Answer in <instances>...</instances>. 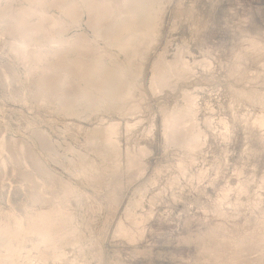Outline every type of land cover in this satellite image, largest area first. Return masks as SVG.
I'll list each match as a JSON object with an SVG mask.
<instances>
[{
  "label": "bare ground",
  "instance_id": "bare-ground-1",
  "mask_svg": "<svg viewBox=\"0 0 264 264\" xmlns=\"http://www.w3.org/2000/svg\"><path fill=\"white\" fill-rule=\"evenodd\" d=\"M163 8V0H0V34L15 39L8 45L13 61L4 62L0 68L1 91L26 104L35 98L51 106L55 102L57 110L61 108L66 116L88 118L99 112L138 115L149 90L154 94L174 90L179 82L191 77L197 66L211 70L208 58L192 61L179 51L168 59L162 52L153 62L149 87H143L144 64L148 49L158 40ZM83 20L92 32L90 36L78 30ZM73 32L79 35L73 34L72 38ZM246 43L245 50L236 49L234 58L241 59L242 52L254 53L257 58L264 57V37L260 33L257 32ZM16 62L23 64V76L18 71L20 69H13ZM234 65L233 72L241 73V64L236 62ZM11 72L18 75L14 78L15 83ZM250 80L264 84V72H258ZM14 84H18V91L12 88ZM236 93L238 98L253 99V105L260 108L253 125L264 131V93L257 88L243 86ZM181 96L182 101L173 107L166 103L160 107L164 145L176 146L183 153L173 166V176L166 182L165 187L172 191L182 177L202 181L207 176V169L202 167L198 173L190 172V167L198 161V154L202 153L210 138L208 130L202 129L201 120H198L201 104L198 95L188 89H183ZM102 121L89 129L84 137L85 143H82L84 147L79 145L82 149L73 146L72 142L64 144L56 140L49 130L35 129L24 137L18 136V132V135L9 134L10 126L1 124L0 189L7 188L9 181L16 193L13 197L10 195L11 208L7 211L0 209V264L32 261L35 264L50 261L83 264L77 257L69 258L68 249H78L94 264H102L104 256L101 249L97 248V252L92 253L87 240L90 220L89 213L87 215V210L83 209L86 203L83 186H89L98 193L96 186L104 185L110 189L113 201L119 203L124 187L143 176L147 166L144 157L150 153L146 145L132 148L127 143L128 147L123 148L120 144V122L114 119ZM142 121L145 123L146 120ZM219 122V135L223 140H229L232 137L230 121L221 118ZM205 124L211 126L210 119H206ZM137 125L127 121L126 135ZM67 129L70 130L68 126ZM144 131L150 134L153 128ZM261 140L264 145V134ZM49 161L60 165L71 178L57 174ZM222 164L217 163L215 174L220 172ZM162 172L163 168L157 167L147 182L135 188V196L125 209V217L116 225L115 236L130 242H136L139 236H143L147 214L152 216L153 207L163 192L151 195L147 214L143 212L146 206L143 199L151 185L158 183ZM242 174L243 170L239 169L238 175ZM259 185L264 187V175ZM247 189L246 182L240 177V192ZM232 192V186L225 187L219 196L215 211L223 219L230 216L223 203L230 201ZM257 196L255 206L259 207L264 203V195L257 193ZM239 204L237 200L234 205ZM210 232L215 241L210 247L204 245L202 251L209 264H264L262 207L256 218L245 217L243 227L230 228L226 222H221ZM254 254L257 256L253 257Z\"/></svg>",
  "mask_w": 264,
  "mask_h": 264
},
{
  "label": "rangeland",
  "instance_id": "rangeland-1",
  "mask_svg": "<svg viewBox=\"0 0 264 264\" xmlns=\"http://www.w3.org/2000/svg\"><path fill=\"white\" fill-rule=\"evenodd\" d=\"M163 7L158 40L148 49L144 64L141 76L143 87H149L153 62L162 52L168 59H172L179 51L192 61L208 58L211 62V70L206 71L197 66L191 77L179 82L174 90L167 89L157 94L149 90L138 115L123 116L115 112L104 114L99 112L88 118L68 114L66 116L60 111L61 108L57 110L58 104L55 102L52 107L46 103L42 104L35 98L32 103L26 104L12 99L7 92L1 91L0 87V126L8 124L11 128L9 134L18 135L19 133L18 136L27 137L35 129L49 130L56 140L63 141L62 143L72 142L73 146L83 148L82 143H85L84 139L89 129L96 127L101 119L102 122L114 119L120 122L122 128L120 144L123 148L146 145L150 150V153L144 157L147 164L146 171L137 181L124 187L119 203L113 201L110 189L104 185L96 186L98 193L89 186H83L86 203L82 208L87 210L90 220H88L87 240L92 253L97 252V248L101 249L104 256L102 264H209L207 255L202 251L205 249L204 245H207L206 248L210 247L215 241L210 231L221 222H226L230 228L243 227L245 217L254 219L260 215L261 207L264 209V203L259 207L255 206L257 193L264 195V187L259 185L264 175V145L261 140L264 131L257 130L253 125L254 117L260 108L253 105V99L236 97V90L242 86L257 88L259 92L264 93L263 83L250 80V77L258 72H264V57L257 58L254 53L242 52L241 59L234 58L236 49L237 51L245 50L246 42L257 32L264 37V0H163ZM85 22V20L82 21L78 30L85 31L90 36L92 32ZM73 34L74 32L70 35L72 38H74ZM14 41L12 37L0 34V68L6 62L13 61L8 45ZM236 62L242 66L239 74L232 70L236 67L234 65ZM15 67L13 68L15 71L24 70L22 63L16 62ZM20 70L18 71L23 73ZM11 74L14 75L11 77L15 83L14 78L18 75L15 72ZM17 86L18 84H14L12 88L18 91L19 86L18 88ZM183 89L198 95V101L202 106H199L200 119L198 120H201L199 123L202 129H207L210 135L208 143L203 146L202 153L200 152L197 156V163L190 167V172L198 173L202 167L207 169V176L202 181L182 177L179 180L181 183L179 182V185L173 188L174 194L172 189L166 188V182L173 176V166L183 153L176 146L165 147L164 123L160 107L163 103L173 107L179 101L181 102ZM221 118L230 121L232 127L233 135L231 134L232 137L226 141L218 133ZM206 119H210L211 126H206ZM25 120H27L26 123ZM129 120L138 125L126 135L125 127ZM142 120H146L145 123ZM70 124L74 125L73 128ZM50 126L53 128L51 129ZM149 127L153 128L150 134L144 131ZM68 132L70 135H67ZM130 136L132 138L128 139ZM218 162L223 164L220 172L215 174ZM49 164L57 174L71 178L60 165L52 161H49ZM157 167H162L163 172L159 175L158 183L151 185L147 191L143 199L144 206L146 205L143 212L147 214L146 211L150 209L148 200L152 194L163 193L160 195L159 203L157 202L153 207L152 216L147 214L146 233L139 236L136 242L115 236L116 225L125 217V209L135 196V188L147 182L154 175ZM239 169L243 170V176L238 175ZM240 177L248 186L247 191L243 193L239 190ZM7 182L9 183L7 188L0 189L2 191L0 195H3V197L0 196V209L3 211L11 208L13 204L9 201L10 195L13 197L16 193L14 186H10L11 182ZM231 186L234 189L231 199L223 203V208L230 216L229 219H223L216 214L215 210L220 201L222 189ZM237 200H239V206L234 205ZM134 230L139 233L136 228ZM210 239H212L211 243ZM67 252H69V258L77 257L83 264H94L83 257L78 249L73 251L68 249ZM256 256L257 254L253 255V257ZM25 264H35V262H25ZM44 264L68 263L50 261Z\"/></svg>",
  "mask_w": 264,
  "mask_h": 264
}]
</instances>
